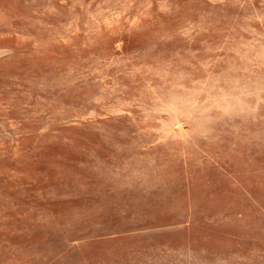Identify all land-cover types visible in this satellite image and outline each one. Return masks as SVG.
<instances>
[{
	"label": "rangeland",
	"instance_id": "rangeland-1",
	"mask_svg": "<svg viewBox=\"0 0 264 264\" xmlns=\"http://www.w3.org/2000/svg\"><path fill=\"white\" fill-rule=\"evenodd\" d=\"M0 264H264V0H0Z\"/></svg>",
	"mask_w": 264,
	"mask_h": 264
}]
</instances>
